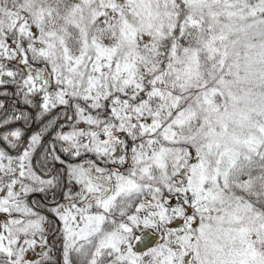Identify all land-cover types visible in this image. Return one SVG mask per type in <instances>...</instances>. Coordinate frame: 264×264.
<instances>
[{
    "label": "snow or ice",
    "instance_id": "6c2138e0",
    "mask_svg": "<svg viewBox=\"0 0 264 264\" xmlns=\"http://www.w3.org/2000/svg\"><path fill=\"white\" fill-rule=\"evenodd\" d=\"M0 264H264V0H0Z\"/></svg>",
    "mask_w": 264,
    "mask_h": 264
}]
</instances>
